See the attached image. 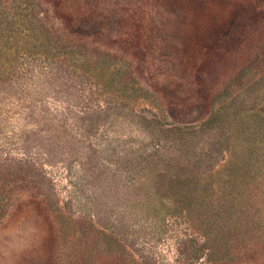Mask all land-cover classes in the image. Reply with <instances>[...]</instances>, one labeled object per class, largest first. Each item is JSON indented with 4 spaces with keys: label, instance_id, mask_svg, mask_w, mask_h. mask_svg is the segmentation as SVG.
Returning <instances> with one entry per match:
<instances>
[{
    "label": "rangeland",
    "instance_id": "1",
    "mask_svg": "<svg viewBox=\"0 0 264 264\" xmlns=\"http://www.w3.org/2000/svg\"><path fill=\"white\" fill-rule=\"evenodd\" d=\"M0 264H264V0H0Z\"/></svg>",
    "mask_w": 264,
    "mask_h": 264
}]
</instances>
